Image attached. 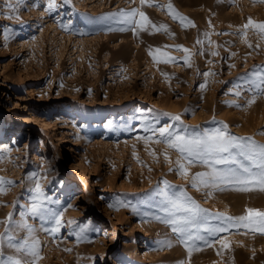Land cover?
I'll use <instances>...</instances> for the list:
<instances>
[{"label": "rangeland", "instance_id": "374dc122", "mask_svg": "<svg viewBox=\"0 0 264 264\" xmlns=\"http://www.w3.org/2000/svg\"><path fill=\"white\" fill-rule=\"evenodd\" d=\"M56 2L49 12L47 0H0V177L15 181L0 194V221L11 214L13 243L38 240V264H264V234L243 226L203 231L223 224L217 213L264 211V191L193 187L191 174L206 166L193 164L188 178L180 175L176 150L155 143L147 130L226 125L230 135L264 144V34L255 27L264 23V2ZM133 8L151 24L135 34L120 31L126 25L119 13ZM155 49L173 59L163 62L167 57ZM37 182L44 206L62 217L56 233L53 220L31 214ZM181 192L209 217L193 231L213 246L196 241L200 250L191 255L156 219L166 217V196ZM9 256L28 258L5 244Z\"/></svg>", "mask_w": 264, "mask_h": 264}, {"label": "snow or ice", "instance_id": "6c2138e0", "mask_svg": "<svg viewBox=\"0 0 264 264\" xmlns=\"http://www.w3.org/2000/svg\"><path fill=\"white\" fill-rule=\"evenodd\" d=\"M259 2H264V0H259ZM140 3L144 5L148 3V0H140ZM58 6L56 0H47V10L49 12L55 11ZM8 7L12 8L13 6L9 4ZM167 7L170 10V14H172L171 9L173 6L171 3ZM119 17L121 18L119 22L126 25V27L120 28V31L131 30L135 34L138 30H144L147 25L151 24L146 13L136 8L121 11ZM173 18H179L182 25H184L186 20L184 17H179L178 14L173 15ZM252 24L253 21L249 18L248 23L244 27L248 28ZM152 26L156 27L155 25ZM187 26L194 27L195 25L192 21L187 20ZM160 27L167 30L164 25ZM255 27L259 29L261 34H264V23H258ZM182 50L185 53H189V50L186 48H182ZM155 53L167 57V60L163 62L173 59L166 52H162L161 49H155ZM149 54L153 56L155 61L156 55L152 51ZM216 54L213 53V55ZM185 59L187 60V56ZM261 76L264 77V73H261ZM261 91L264 92V79H262ZM236 94L239 95V91ZM254 102V99L249 101V103ZM175 119L179 120L180 117L177 116ZM147 130L151 131L153 136H157V139L154 141L155 143H164L167 148L176 150L178 158L175 164L180 175L188 178L193 164L198 163L206 166V171L191 174V184L193 187L216 188L221 184H225L237 186L236 190L239 191H250L253 188L264 191V144H260L251 138L241 139L232 136L228 133L226 125L223 128L203 132H189L187 129L177 131L172 125L152 127ZM147 139H151V137ZM238 157H242L243 159L241 160ZM165 159H170L167 153H165ZM230 164L237 166L225 169L216 167L217 165ZM12 186H15V181L0 177V194L5 193ZM35 191L37 193L36 200L39 203L32 204L31 214L34 216L38 215L41 220H53L55 227L50 231L52 233L58 232L61 227L62 217L44 206L43 200L47 198L44 196L43 189L38 182L35 185ZM164 203L168 205L164 209L166 217H156V219L171 226L172 232L180 237V242L185 245L189 255H191L193 248L200 250L195 244L196 241H202L208 247L213 246L204 236L195 234L193 231V229H197L198 231L201 225L207 223L209 217L206 215V210L187 197L184 192H181L178 196H166ZM246 213V215L239 217L217 213L215 214V218L222 219L223 224L204 227L203 231L210 235H216L228 231L231 227L243 226L254 232L264 234V211L249 208L246 209ZM21 215L23 216L24 213H21ZM0 223L5 224L4 232L0 233V264H38V261L42 259L39 241L36 239H32L31 241L25 239L22 245H17L13 243L15 237L10 235L12 231L9 227L11 224V214H9L7 221H0ZM20 227L27 228L30 234L33 231L27 224H22ZM190 242L191 247L189 246ZM164 243L167 247L172 246L171 241ZM5 244L9 248H15L17 252L25 253L28 258L22 259L9 256L5 259ZM224 247L227 248L228 245L225 243ZM180 264H183V262H180Z\"/></svg>", "mask_w": 264, "mask_h": 264}, {"label": "bare ground", "instance_id": "6f19581e", "mask_svg": "<svg viewBox=\"0 0 264 264\" xmlns=\"http://www.w3.org/2000/svg\"><path fill=\"white\" fill-rule=\"evenodd\" d=\"M73 167L74 168H79L80 169V171L82 172V173H85L86 172V169H85V167L83 166V163L81 162V161H75V163L73 164ZM231 187V186H230ZM239 198V197H238ZM236 199V198H235ZM231 200V199H230ZM229 203H231V202H229ZM232 204V203H231ZM231 209H232V207H231ZM238 213V212H237ZM235 214V213H234ZM27 237H29V236H27Z\"/></svg>", "mask_w": 264, "mask_h": 264}]
</instances>
